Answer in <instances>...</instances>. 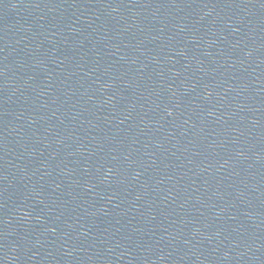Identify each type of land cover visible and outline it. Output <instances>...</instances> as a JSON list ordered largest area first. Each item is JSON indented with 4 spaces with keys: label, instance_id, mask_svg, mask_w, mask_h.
I'll use <instances>...</instances> for the list:
<instances>
[{
    "label": "water",
    "instance_id": "obj_1",
    "mask_svg": "<svg viewBox=\"0 0 264 264\" xmlns=\"http://www.w3.org/2000/svg\"><path fill=\"white\" fill-rule=\"evenodd\" d=\"M0 264H264V0H0Z\"/></svg>",
    "mask_w": 264,
    "mask_h": 264
}]
</instances>
